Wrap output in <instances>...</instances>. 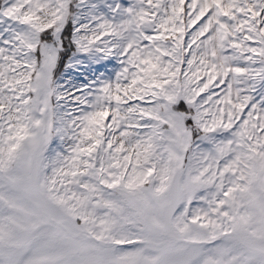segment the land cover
Returning <instances> with one entry per match:
<instances>
[{"label": "snow or ice", "instance_id": "obj_1", "mask_svg": "<svg viewBox=\"0 0 264 264\" xmlns=\"http://www.w3.org/2000/svg\"><path fill=\"white\" fill-rule=\"evenodd\" d=\"M0 264H264V0H0Z\"/></svg>", "mask_w": 264, "mask_h": 264}]
</instances>
